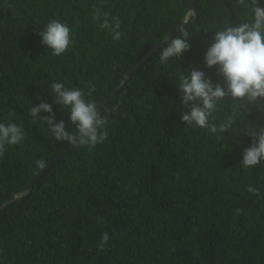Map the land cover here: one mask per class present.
Returning a JSON list of instances; mask_svg holds the SVG:
<instances>
[{"label":"trees","instance_id":"obj_1","mask_svg":"<svg viewBox=\"0 0 264 264\" xmlns=\"http://www.w3.org/2000/svg\"><path fill=\"white\" fill-rule=\"evenodd\" d=\"M94 5L120 20V40L92 19ZM53 19L73 39L59 57L38 35ZM250 19L238 0H0V123L25 132L0 156V264H264V163L239 165L253 144L247 128H264V101L226 97L209 123H234L210 133L181 122L190 109L177 88L193 69L226 88L205 53L215 31ZM182 28L189 50L160 64ZM53 82L94 89L84 99L108 116L103 143L58 142L30 116L47 103L53 124L75 131Z\"/></svg>","mask_w":264,"mask_h":264},{"label":"clouds","instance_id":"obj_2","mask_svg":"<svg viewBox=\"0 0 264 264\" xmlns=\"http://www.w3.org/2000/svg\"><path fill=\"white\" fill-rule=\"evenodd\" d=\"M240 5L251 9V19L239 23L235 27L227 26L217 30L213 35V43L208 47L204 62L207 68L217 67L218 74L223 78L226 88L213 85L210 80L204 78L200 70H190L181 73L178 77L181 93V102L189 108L181 113V122L193 128L205 129L210 133H226L234 123L232 117L228 123L219 127L209 123V117L217 110V106L224 103L225 98H230L231 104L246 106H258L264 101V7L257 6V0H238ZM99 27L109 30L113 41L121 38L118 29L121 22L113 17L109 23V13L101 11V6L94 5L92 19L101 20ZM41 43L50 50L51 55L59 57L73 44L72 33L66 22L59 20L49 21L38 33ZM191 36L186 29L179 30V36L173 38L160 49L158 56L160 64H166L170 59H180L182 54L189 50L188 43ZM51 91L56 105L67 109L69 121L75 126L74 132L66 131L63 121L53 124L54 115L52 107L47 103H40L30 108V116L38 118L48 125L53 138L56 141L67 142L75 147H94L103 143L108 133L105 125L108 116L98 112L94 102H86L85 95L91 96L94 89L84 93L79 89H68L62 82H53ZM113 107L112 111H115ZM48 114V115H44ZM247 134L252 138L253 144L243 153L240 166L252 169L264 163V128H247ZM25 139L23 128L16 123H0V156L5 153L6 146L20 144ZM37 168L43 170L45 161L36 162ZM247 191L258 195V190L248 187ZM109 241L107 233L102 235L98 245L100 250Z\"/></svg>","mask_w":264,"mask_h":264},{"label":"water","instance_id":"obj_3","mask_svg":"<svg viewBox=\"0 0 264 264\" xmlns=\"http://www.w3.org/2000/svg\"><path fill=\"white\" fill-rule=\"evenodd\" d=\"M167 39H169V38H167ZM138 66H139V64H137L135 68H137ZM49 166H50V165H49ZM49 166L45 167L43 170L47 169ZM43 170H42V171H43ZM30 188H31V186L27 187V188L25 189V191L28 192V191L30 190Z\"/></svg>","mask_w":264,"mask_h":264}]
</instances>
